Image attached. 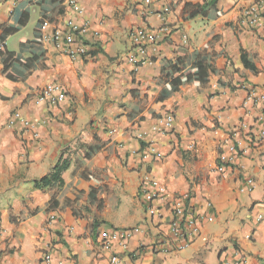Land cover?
Instances as JSON below:
<instances>
[{"label": "crops", "instance_id": "1", "mask_svg": "<svg viewBox=\"0 0 264 264\" xmlns=\"http://www.w3.org/2000/svg\"><path fill=\"white\" fill-rule=\"evenodd\" d=\"M65 1L0 0V51L43 55L23 82L2 76L0 56V264H43L46 254L52 264H110L97 239L134 228L140 233L124 251L112 248L119 264H264L261 111L241 107L247 89L264 93V40L239 25V5L218 0V14L189 18L184 6L204 0H78L77 16ZM24 15L28 21L19 27ZM70 18L88 25L91 59L70 61L41 42ZM163 26L168 35L147 48L149 63L133 73L125 60L129 32ZM10 28L18 31L7 35ZM198 53L210 58L208 83L186 84L160 100L165 62ZM241 54L255 71L243 67ZM49 83L62 86L66 100L35 105ZM14 111L29 129L7 126ZM164 115L173 118L167 133L155 127ZM95 143L98 151L84 160ZM148 144L160 158L146 170L165 191L152 203L140 193L145 169L138 152ZM61 153L70 160L62 187L33 188ZM249 180L253 186L246 191ZM183 194L199 232L184 250L173 251L180 241L170 235L172 207ZM149 207L155 215L147 214ZM165 241L167 253L160 252L163 244L157 247Z\"/></svg>", "mask_w": 264, "mask_h": 264}, {"label": "built area", "instance_id": "2", "mask_svg": "<svg viewBox=\"0 0 264 264\" xmlns=\"http://www.w3.org/2000/svg\"><path fill=\"white\" fill-rule=\"evenodd\" d=\"M234 1L235 4L239 5V25L264 40V0ZM65 5L74 15L81 16L82 9L78 0H66ZM43 24L44 26L47 25V20L43 21ZM88 30L89 27L86 23L79 25L70 18L64 22V29L55 28L52 33L43 35L40 40L41 42H50L59 54L67 57L70 61L88 60L93 56L92 47L85 41ZM168 32L169 30L166 26L156 31L143 27L129 32L130 48L125 55V60L132 67L133 73L149 63L146 57L147 48L163 41ZM66 98L67 95L62 86L56 83H49L36 94L35 105L56 106L64 102ZM241 107L244 110L260 109L261 113L258 116L260 124L258 138H264V93H260L254 88L247 89ZM172 124L173 118L171 115H164L155 121V127L161 133L169 132L172 129ZM7 126L9 128L19 126L20 129L27 130L30 128V122L19 111H14ZM37 137V134H33L34 139ZM159 158L160 154L151 144L145 145L138 152L139 165L145 169L141 179L140 193L143 200L147 203L158 202L165 198V191L162 186L146 170L149 162ZM220 159L223 161L224 158L221 157ZM218 171L221 172L222 168L219 167ZM252 186L253 182L251 180L247 181L246 191H250ZM207 207L210 209L211 205L207 204ZM155 213L156 211L153 207L147 209L149 216H153ZM172 215V221L169 225L170 235L172 240L180 241L174 245L173 251H181L189 245L190 239L196 237L199 232L197 217L189 208L187 195L183 194L174 198ZM53 220L54 216L50 215L49 222ZM209 220H212V217ZM139 233V228L113 230L109 233H102L97 239V247L102 253H110V264H119L120 259L113 253L112 248L117 244L124 251L130 239ZM166 243L168 242L165 241L164 243L157 244V247L163 244L160 247V252H168L167 246H165ZM42 262L43 264H52L50 255H44Z\"/></svg>", "mask_w": 264, "mask_h": 264}, {"label": "trees", "instance_id": "3", "mask_svg": "<svg viewBox=\"0 0 264 264\" xmlns=\"http://www.w3.org/2000/svg\"><path fill=\"white\" fill-rule=\"evenodd\" d=\"M35 1H39L40 3L42 0ZM217 1L218 0H204L202 4H186L184 6V11L188 13L189 18L197 16L209 18L214 13L218 14L216 11ZM49 3L52 5L55 4L53 1H50ZM27 21L28 18L24 15L21 17L18 26L24 27ZM17 31V28H10L6 31V34H14ZM0 56L2 62V76L12 82L25 81L26 78L40 66V62L43 58L40 50L34 51L33 55L28 58L7 51H0ZM241 62L245 69L255 71L254 65L246 60L244 54H241ZM211 72L212 67L209 56L207 57V55H202L200 53L195 54L192 56V59H188V61H185V58L180 59V57H178L173 62H165V65L161 69V74L166 77V82L165 88L161 91L159 99L164 100L172 94L179 92L180 87L186 84H193L196 86L206 85ZM86 149L88 151L84 153L83 159L89 160L92 155L98 151L99 147L95 143V145L87 147ZM69 165V158H64L61 153L49 172L39 180L33 182V188L38 190L61 188L63 185L62 175L68 170ZM56 206L57 202L53 199L49 208L52 209Z\"/></svg>", "mask_w": 264, "mask_h": 264}]
</instances>
